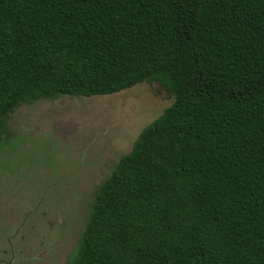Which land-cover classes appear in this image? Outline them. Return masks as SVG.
Returning <instances> with one entry per match:
<instances>
[{
  "label": "trees",
  "instance_id": "16d2710c",
  "mask_svg": "<svg viewBox=\"0 0 264 264\" xmlns=\"http://www.w3.org/2000/svg\"><path fill=\"white\" fill-rule=\"evenodd\" d=\"M141 82L173 101L65 264H264V0H0V137L24 103Z\"/></svg>",
  "mask_w": 264,
  "mask_h": 264
},
{
  "label": "rangeland",
  "instance_id": "374dc122",
  "mask_svg": "<svg viewBox=\"0 0 264 264\" xmlns=\"http://www.w3.org/2000/svg\"><path fill=\"white\" fill-rule=\"evenodd\" d=\"M172 101L141 82L18 107L0 137V264H65L94 189Z\"/></svg>",
  "mask_w": 264,
  "mask_h": 264
}]
</instances>
